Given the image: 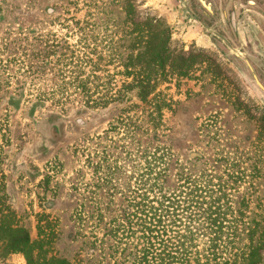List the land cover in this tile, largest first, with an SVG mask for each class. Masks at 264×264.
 Wrapping results in <instances>:
<instances>
[{
  "label": "rangeland",
  "instance_id": "1",
  "mask_svg": "<svg viewBox=\"0 0 264 264\" xmlns=\"http://www.w3.org/2000/svg\"><path fill=\"white\" fill-rule=\"evenodd\" d=\"M208 2L217 19L200 0H0V65L11 62L10 82L0 86V213L12 212L8 219L0 216V264H43L51 257L72 264H113L100 250L92 254L89 229L79 214L94 207L89 191L96 178L88 155L98 151L94 163L100 164L106 148L111 153L106 161L114 163L129 140L111 127L127 116L132 102L140 108L131 115L144 119L136 142L171 150L167 188L175 187L179 170L204 181L216 177V185L227 181L252 195V219L264 220V93L234 51L241 49L264 85V67L251 37L242 34L245 28L264 32V0ZM152 18L167 23L174 55L186 58L181 67L170 61L167 83L156 91L173 102L157 133L145 132L152 128L153 106L140 104L134 95L107 109L76 104L63 110L39 101L37 74L19 71L15 63L39 61L40 35L55 34L76 44L86 33L103 47L106 37L135 27L131 21ZM258 41L264 46V39ZM236 173L244 176L239 183ZM106 190L94 199L106 201ZM15 228L31 241L22 253L7 247ZM41 235L49 236L42 246Z\"/></svg>",
  "mask_w": 264,
  "mask_h": 264
},
{
  "label": "trees",
  "instance_id": "2",
  "mask_svg": "<svg viewBox=\"0 0 264 264\" xmlns=\"http://www.w3.org/2000/svg\"><path fill=\"white\" fill-rule=\"evenodd\" d=\"M130 23L135 27L106 37L109 41L103 47L92 43L86 33L76 44L55 34L40 35L39 54L35 55L39 61L15 63L19 71L26 68L27 73L37 74L39 101L63 110L76 104L107 109L132 101L134 95L140 104L153 106L152 128L145 132L157 133L164 126L163 112L173 102L156 91L167 83L170 61L181 67L186 58L174 55L172 29L164 20ZM10 64L0 65V86L10 82ZM139 108L132 102L127 116L111 127L125 132L129 140L119 148L114 163L106 161L107 156L111 158L106 148L100 164L94 163L98 151L88 155L96 178L89 191L94 207L87 214L80 213L79 221L89 229L92 254L100 250L113 264H264V220L252 219V195L241 194V189H233L227 181L216 185V177L204 181L183 170L176 175L175 187L167 188L173 155L165 145L143 147L136 142L138 124L144 119L130 112ZM243 178L236 173L238 183ZM101 189H109L106 201L94 199ZM11 213L5 209L1 219ZM9 233L8 249L24 252L31 243L27 233L18 228ZM48 239L41 235L39 245ZM43 264L72 263L51 257Z\"/></svg>",
  "mask_w": 264,
  "mask_h": 264
},
{
  "label": "water",
  "instance_id": "3",
  "mask_svg": "<svg viewBox=\"0 0 264 264\" xmlns=\"http://www.w3.org/2000/svg\"><path fill=\"white\" fill-rule=\"evenodd\" d=\"M200 3H201V6L209 13L210 17L217 19V15L215 12V6L213 4L209 3L208 0H200ZM234 51L245 61V64L247 65V67L251 71V74L253 76V79H254L256 85L264 93V85L257 78V74L255 73V70L252 67V65L250 64V62L247 60L246 56L242 53L241 49L238 46H235Z\"/></svg>",
  "mask_w": 264,
  "mask_h": 264
},
{
  "label": "crops",
  "instance_id": "4",
  "mask_svg": "<svg viewBox=\"0 0 264 264\" xmlns=\"http://www.w3.org/2000/svg\"><path fill=\"white\" fill-rule=\"evenodd\" d=\"M239 34H241V31H239ZM242 34L248 36V38L249 36L251 37L250 41L252 42L253 52L256 53L259 63L264 67V46L258 41L259 38L264 39V32L258 28H255L253 32L245 28Z\"/></svg>",
  "mask_w": 264,
  "mask_h": 264
}]
</instances>
